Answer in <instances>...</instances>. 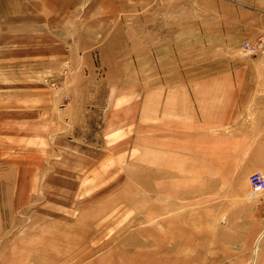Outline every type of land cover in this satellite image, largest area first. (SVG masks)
I'll return each mask as SVG.
<instances>
[{
    "label": "rangeland",
    "instance_id": "1",
    "mask_svg": "<svg viewBox=\"0 0 264 264\" xmlns=\"http://www.w3.org/2000/svg\"><path fill=\"white\" fill-rule=\"evenodd\" d=\"M248 93L264 0H0V264H264Z\"/></svg>",
    "mask_w": 264,
    "mask_h": 264
},
{
    "label": "crops",
    "instance_id": "2",
    "mask_svg": "<svg viewBox=\"0 0 264 264\" xmlns=\"http://www.w3.org/2000/svg\"><path fill=\"white\" fill-rule=\"evenodd\" d=\"M234 102L231 107L236 112L235 117L255 119L254 124L251 123L252 120L247 121L249 129L247 132L257 134V139H259L255 146L256 150L252 151L249 148L250 153L248 155H252L250 156L251 164L242 172L246 175L254 170L264 171V143H262L264 141V94H243Z\"/></svg>",
    "mask_w": 264,
    "mask_h": 264
},
{
    "label": "built area",
    "instance_id": "3",
    "mask_svg": "<svg viewBox=\"0 0 264 264\" xmlns=\"http://www.w3.org/2000/svg\"><path fill=\"white\" fill-rule=\"evenodd\" d=\"M250 185L255 193H264V171H255L250 175Z\"/></svg>",
    "mask_w": 264,
    "mask_h": 264
}]
</instances>
